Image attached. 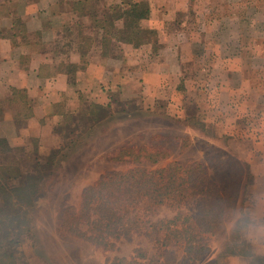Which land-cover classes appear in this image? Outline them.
I'll list each match as a JSON object with an SVG mask.
<instances>
[{"label": "rangeland", "instance_id": "rangeland-1", "mask_svg": "<svg viewBox=\"0 0 264 264\" xmlns=\"http://www.w3.org/2000/svg\"><path fill=\"white\" fill-rule=\"evenodd\" d=\"M80 1L81 9L73 16L74 28H69V32L65 33L86 42V37L93 38L97 30L93 29L87 18L85 11L88 4L84 0ZM104 1L112 7L131 0H99L98 4L93 0L92 5L97 7ZM146 1L155 7V11L151 14L149 10L144 23L152 16V24L160 25L158 35L162 41H179L186 36L194 41L191 49L193 56L192 52L190 58L183 56L179 68H175L178 70H173V74L165 78V88L161 92L163 97L156 100L144 98L145 104L149 105V112L134 114L132 111L143 100H124L119 91L114 90L110 93V104L106 107L89 101L81 102L77 112L81 123L75 131L77 136H72V143L73 140L75 142L71 145H63L60 134L56 132L58 128L50 129L44 121L35 122L31 126V133H20L26 124L22 116L17 121L19 137L11 142L0 137V164L4 162L12 169L20 168L21 173L33 170L32 156L35 150L40 157L55 149L59 152L52 175L41 185L35 199V211L32 214L34 234L32 237L22 236V257L32 260L34 264H113V257L130 258L135 249L146 255L157 252L159 245L155 240L143 235L132 233L118 240L114 249H104L59 227L61 209L68 205L78 206L85 186L94 183L106 171L133 166L130 161L117 162L111 159L112 151L120 146L146 147L166 152L167 158L155 166H163L171 160L200 162L205 169V176L210 180H217V175L226 180L227 173L231 171L235 173V185H239L234 205L240 195L243 200L248 197L253 178L248 161L244 158L252 147V140L259 135V138H264L259 131L264 128V116L256 111L258 106L261 110L264 107V0ZM17 2L0 0V13L5 14L7 11L3 6L13 7ZM83 35L86 37L83 38ZM160 47L156 44L145 50L141 54L142 66L133 64L129 70L135 74L139 68L147 70L151 63L169 61L167 55H170V50L160 51ZM180 47L187 50L188 46L184 44ZM165 73L169 74L167 69ZM216 83L241 89L234 97L235 101H231L235 104V118L229 115L230 110L224 105L219 106L225 99L219 100L220 95L215 91ZM152 84L149 82V97L154 92ZM168 97L172 101L168 110L176 116L182 115L180 118L153 112L166 110ZM152 100L155 102L153 107ZM6 104V98H0V109L5 108ZM215 107L220 111L219 114ZM10 108L16 112L19 107H13L10 103ZM130 112V116L121 119ZM185 117L186 120H181ZM212 117L215 118L209 121ZM58 140L60 142L57 145ZM5 145L22 147L29 156L14 150L9 158L4 159L2 151ZM221 161L228 163L227 168L219 166ZM239 170H243L241 179L236 176ZM8 181L14 183L16 180ZM194 200L190 199L182 211L197 215ZM174 212L162 206L158 216L170 217ZM235 212L237 214V209ZM229 222L230 218L225 221ZM224 234H227L225 229L214 238L209 236V245H221ZM162 251V264H215L213 260H208L211 256L209 251L199 256L192 255L190 260L179 245H169Z\"/></svg>", "mask_w": 264, "mask_h": 264}, {"label": "trees", "instance_id": "trees-1", "mask_svg": "<svg viewBox=\"0 0 264 264\" xmlns=\"http://www.w3.org/2000/svg\"><path fill=\"white\" fill-rule=\"evenodd\" d=\"M98 1L95 0V4ZM85 2L88 3L86 12L102 44L121 42L135 47L157 44V30L141 24L149 14L148 1L121 2L109 7L107 13L93 7V0ZM12 101L19 103L20 112L26 118L31 115L25 90L15 89ZM80 123L77 113L63 114V121L55 126L63 145H71ZM3 148L4 159L14 150L28 155L22 147L5 145ZM149 149L120 146L113 150L111 159L130 161L133 166L102 173L94 183L82 189L78 206L68 205L60 211L59 227L95 246L114 249L118 240L132 233L155 240L159 245L157 252L151 255L135 249L130 258L115 256L111 260L113 264H162V250L169 245H179L187 256H197L208 245V234L234 210L235 195L239 191V185L233 180L235 173L228 172L226 180L220 175L217 180H210L205 176L202 163L197 161L171 160L163 166H155L168 154ZM35 151L33 170L29 172L21 173L20 168L12 169L4 162L0 164V264H29L22 257V236L34 234L35 199L41 185L52 175L59 154L55 149L40 157ZM225 163L221 161L219 166L228 165ZM242 175L243 170L236 174L238 179ZM10 179L16 181L9 183ZM193 198L197 215L182 211ZM162 206L173 209L174 214L158 216Z\"/></svg>", "mask_w": 264, "mask_h": 264}, {"label": "crops", "instance_id": "crops-1", "mask_svg": "<svg viewBox=\"0 0 264 264\" xmlns=\"http://www.w3.org/2000/svg\"><path fill=\"white\" fill-rule=\"evenodd\" d=\"M106 7L109 9V3L106 1L97 6L102 11ZM149 7L152 14L155 7L150 3ZM2 8L7 11L5 14L0 13V98H6L7 106L0 109V137H5L10 142L19 137L17 135L21 132L24 135L31 133V126L35 122L44 121L50 129L54 128L63 121V114L77 113L82 101L106 107L110 104V93L114 90H118L124 100H143L132 112L136 115L146 114L149 112V105L145 104L144 98H162L165 78L170 76V73L173 74V70H178L175 68H179V61L183 56L190 58L193 50L194 41H191L190 37L186 36L179 41H162L158 35L157 44L161 45L160 51L170 50V55H167L169 61L151 63L147 70L139 68L135 75L129 70L131 65L142 66L140 63L143 52L156 44L148 43L138 47L121 42L102 44L98 31L93 38L83 35L86 42L79 39L80 37L74 39L67 36L65 31L68 33L69 28H74V13L81 9L80 0H18L13 7L7 5ZM108 9L104 12L107 13ZM86 15L92 24L89 13L86 12ZM151 18L152 16L147 18V23L142 19L141 24L153 27L158 32L160 25H153ZM184 44L188 46L187 50L180 47ZM166 69L168 75L165 73ZM149 82H153L151 88L154 91L150 97L147 96ZM15 89L25 90L31 107V115L28 118L20 112V108L16 112L10 108V103L13 107H19V103L12 101ZM238 90H241L238 86L215 84V91L220 95L219 100L225 99L219 106L224 105L229 109V115L233 118L235 104L231 101H235ZM171 104L169 98L166 110L153 112L180 118L182 115L176 116L168 110ZM262 104L264 106V101ZM10 110L13 111L12 114L9 113ZM144 110L146 112H143ZM215 110L217 114L220 113L216 107ZM256 111H260L264 116V107L261 110L258 106ZM131 114L126 113L121 119ZM21 116L26 124L19 133L17 121H20L18 119ZM213 118L215 117L208 120L212 121ZM181 120H186V117ZM259 131L264 135L263 127ZM259 136L252 140V147L244 158L248 161L253 178L248 197L243 200L240 195L235 205L233 204L230 222L225 223L226 219L208 234L214 238L219 231L227 230L221 245L212 247L207 242L209 246L206 245L202 251H209L211 256L208 260H213L215 264H264V138ZM59 142L58 140L57 145ZM192 255L195 256H186L188 260ZM27 261L34 264L30 259Z\"/></svg>", "mask_w": 264, "mask_h": 264}]
</instances>
